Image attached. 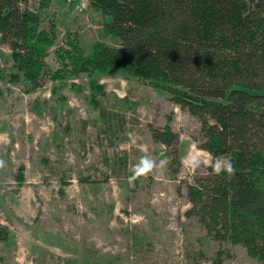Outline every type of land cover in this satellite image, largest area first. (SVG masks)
<instances>
[{
  "label": "rangeland",
  "instance_id": "1",
  "mask_svg": "<svg viewBox=\"0 0 264 264\" xmlns=\"http://www.w3.org/2000/svg\"><path fill=\"white\" fill-rule=\"evenodd\" d=\"M24 6L55 30L35 89L0 40V264H263L186 215L188 184L213 161L199 119L150 80L87 61L96 43H118L108 17L88 0ZM168 123L180 165L150 128ZM145 155L157 167L130 184ZM193 156L201 167H189Z\"/></svg>",
  "mask_w": 264,
  "mask_h": 264
},
{
  "label": "trees",
  "instance_id": "2",
  "mask_svg": "<svg viewBox=\"0 0 264 264\" xmlns=\"http://www.w3.org/2000/svg\"><path fill=\"white\" fill-rule=\"evenodd\" d=\"M88 1L108 17L106 27L118 43H96L87 61L166 90L201 122L200 147L213 160L233 163L231 174L209 168L188 184L186 215L197 216L214 240L243 245L264 264V0ZM26 2L0 0V40L35 89L48 74L55 29H41L40 13ZM150 128L165 158L180 165L172 126ZM7 235L0 225V239Z\"/></svg>",
  "mask_w": 264,
  "mask_h": 264
},
{
  "label": "clouds",
  "instance_id": "3",
  "mask_svg": "<svg viewBox=\"0 0 264 264\" xmlns=\"http://www.w3.org/2000/svg\"><path fill=\"white\" fill-rule=\"evenodd\" d=\"M167 163L166 160H161L159 166L163 167ZM2 164V162H0ZM202 166V161L198 156H193L189 160V167L192 168H199ZM157 167L156 160L151 156L145 155L141 157L139 163L134 166L132 170V174L129 176V183H134L137 179H139L142 175L149 173ZM211 170L216 174L220 175L222 173L231 174L234 172L233 163L230 158H223L217 157L214 159L211 164L209 165Z\"/></svg>",
  "mask_w": 264,
  "mask_h": 264
}]
</instances>
